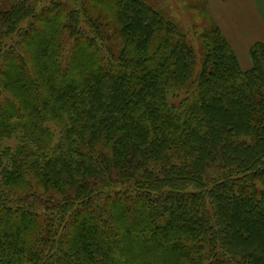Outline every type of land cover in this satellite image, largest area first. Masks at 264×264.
I'll return each mask as SVG.
<instances>
[{
    "label": "trees",
    "instance_id": "trees-1",
    "mask_svg": "<svg viewBox=\"0 0 264 264\" xmlns=\"http://www.w3.org/2000/svg\"><path fill=\"white\" fill-rule=\"evenodd\" d=\"M193 1L195 41L155 0H0V264H264V43L244 70Z\"/></svg>",
    "mask_w": 264,
    "mask_h": 264
},
{
    "label": "rangeland",
    "instance_id": "rangeland-1",
    "mask_svg": "<svg viewBox=\"0 0 264 264\" xmlns=\"http://www.w3.org/2000/svg\"><path fill=\"white\" fill-rule=\"evenodd\" d=\"M155 1L161 10L175 18L182 27L189 30V35L195 41V28L191 18L192 10L190 7L194 1ZM211 10L214 12L215 18H219L224 34L229 38L239 58L241 67L244 70L250 69L249 50L255 42L264 40V0H230L228 2L213 0L211 2Z\"/></svg>",
    "mask_w": 264,
    "mask_h": 264
},
{
    "label": "crops",
    "instance_id": "crops-1",
    "mask_svg": "<svg viewBox=\"0 0 264 264\" xmlns=\"http://www.w3.org/2000/svg\"><path fill=\"white\" fill-rule=\"evenodd\" d=\"M213 0H210V2H209V11H210V13L212 14V16H213V18H215L216 16H215V14H214V12L211 10V2H212ZM220 1H222V0H220ZM228 1H230V0H228ZM228 1H226V2H228ZM251 1V0H250ZM252 1H254V0H252ZM223 2V1H222ZM215 20L217 21V23H218V25H219V27L221 28V31H222V33L224 34V30H223V27H222V25H221V23H220V20H219V18H215ZM225 35V34H224ZM225 37H226V35H225ZM227 38V37H226ZM228 40H229V38H227ZM261 41H263L264 42V40H261ZM260 41V42H261ZM229 42H230V40H229ZM232 45V44H231ZM233 47V46H232Z\"/></svg>",
    "mask_w": 264,
    "mask_h": 264
}]
</instances>
